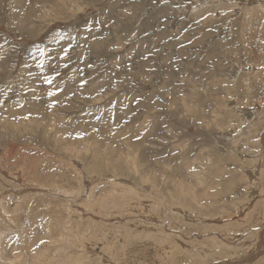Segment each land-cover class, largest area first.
<instances>
[{
  "label": "rangeland",
  "instance_id": "1",
  "mask_svg": "<svg viewBox=\"0 0 264 264\" xmlns=\"http://www.w3.org/2000/svg\"><path fill=\"white\" fill-rule=\"evenodd\" d=\"M0 264H264V0H0Z\"/></svg>",
  "mask_w": 264,
  "mask_h": 264
}]
</instances>
